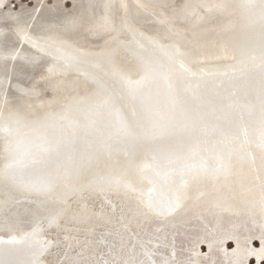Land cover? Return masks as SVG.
Returning a JSON list of instances; mask_svg holds the SVG:
<instances>
[{
  "label": "bare ground",
  "instance_id": "obj_1",
  "mask_svg": "<svg viewBox=\"0 0 264 264\" xmlns=\"http://www.w3.org/2000/svg\"><path fill=\"white\" fill-rule=\"evenodd\" d=\"M244 86L192 108L191 134L74 125L57 164L0 174V264H262L264 86Z\"/></svg>",
  "mask_w": 264,
  "mask_h": 264
},
{
  "label": "rangeland",
  "instance_id": "obj_2",
  "mask_svg": "<svg viewBox=\"0 0 264 264\" xmlns=\"http://www.w3.org/2000/svg\"><path fill=\"white\" fill-rule=\"evenodd\" d=\"M228 82L264 86V0H0V174L57 164L74 125L196 132Z\"/></svg>",
  "mask_w": 264,
  "mask_h": 264
}]
</instances>
